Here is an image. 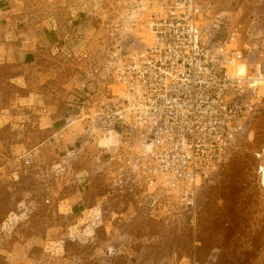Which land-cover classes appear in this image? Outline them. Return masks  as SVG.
Wrapping results in <instances>:
<instances>
[{"label": "rangeland", "instance_id": "rangeland-1", "mask_svg": "<svg viewBox=\"0 0 264 264\" xmlns=\"http://www.w3.org/2000/svg\"><path fill=\"white\" fill-rule=\"evenodd\" d=\"M5 1L55 78L36 103L31 64H0V264H264V99L237 151L199 190L194 221L163 200L152 206L137 181L113 173L116 140L99 141L80 121L84 103L111 83L102 32L46 0ZM201 4L208 20L239 28L264 75V0ZM20 73L24 88L10 87ZM29 151L37 163L25 168Z\"/></svg>", "mask_w": 264, "mask_h": 264}, {"label": "built area", "instance_id": "built-area-1", "mask_svg": "<svg viewBox=\"0 0 264 264\" xmlns=\"http://www.w3.org/2000/svg\"><path fill=\"white\" fill-rule=\"evenodd\" d=\"M46 1L102 32L111 83L84 103L80 121L99 141L116 140L113 173L137 181L152 206L163 200L194 221L199 190L237 151L264 99L239 28L208 20L201 0ZM21 159L31 168L37 154Z\"/></svg>", "mask_w": 264, "mask_h": 264}, {"label": "crops", "instance_id": "crops-1", "mask_svg": "<svg viewBox=\"0 0 264 264\" xmlns=\"http://www.w3.org/2000/svg\"><path fill=\"white\" fill-rule=\"evenodd\" d=\"M8 3V1L0 0V64L14 65L16 72H21L24 64H31V79L34 82V86L29 95L34 96L31 100L34 99L38 103L37 97H39V91H42V87L45 85L51 86L50 83L55 78L53 75L54 67L49 62L46 63V66L42 65V62L35 53L39 43H35L34 40L29 41L24 39L26 31L22 28L21 16L17 13L18 9L13 8L12 4ZM21 80H26V77L20 73L10 78L7 82L10 87L15 86L23 89V81L21 82ZM5 84L7 85V83ZM16 100L22 102L24 95H18ZM26 100L28 101L29 99Z\"/></svg>", "mask_w": 264, "mask_h": 264}, {"label": "bare ground", "instance_id": "bare-ground-1", "mask_svg": "<svg viewBox=\"0 0 264 264\" xmlns=\"http://www.w3.org/2000/svg\"><path fill=\"white\" fill-rule=\"evenodd\" d=\"M238 72H239V74L242 75L245 72V70L243 68H240ZM262 185L264 187V172H263V175H262Z\"/></svg>", "mask_w": 264, "mask_h": 264}]
</instances>
